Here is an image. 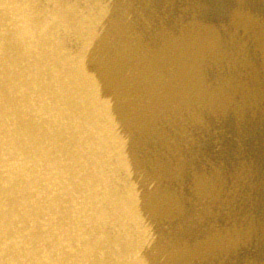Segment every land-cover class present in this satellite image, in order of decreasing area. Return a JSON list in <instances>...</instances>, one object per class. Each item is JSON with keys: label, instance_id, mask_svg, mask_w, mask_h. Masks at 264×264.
<instances>
[{"label": "clouds", "instance_id": "1", "mask_svg": "<svg viewBox=\"0 0 264 264\" xmlns=\"http://www.w3.org/2000/svg\"><path fill=\"white\" fill-rule=\"evenodd\" d=\"M0 264H264V0H0Z\"/></svg>", "mask_w": 264, "mask_h": 264}]
</instances>
